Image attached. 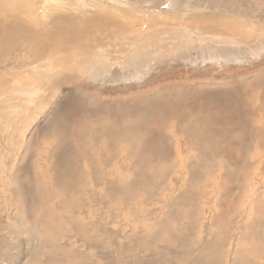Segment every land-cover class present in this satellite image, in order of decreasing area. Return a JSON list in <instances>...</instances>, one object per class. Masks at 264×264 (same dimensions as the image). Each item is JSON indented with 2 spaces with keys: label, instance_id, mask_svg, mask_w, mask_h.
<instances>
[{
  "label": "rangeland",
  "instance_id": "rangeland-1",
  "mask_svg": "<svg viewBox=\"0 0 264 264\" xmlns=\"http://www.w3.org/2000/svg\"><path fill=\"white\" fill-rule=\"evenodd\" d=\"M235 30L240 33L235 34ZM262 82L264 0H0V264H34V256L40 258L41 263H47L50 250L44 240L51 241L53 230L41 238L36 219L43 217L45 221L53 222L58 215L50 206L58 203L59 198L41 201L45 197L46 185H51L53 192L58 193L50 183V176H61L60 180L63 177V182H67L66 174L70 170L66 167L71 164L70 167H78L84 177V200L94 198L90 192L93 189L104 196L103 181L96 189L92 172L87 171L91 153L83 154L84 160L81 152L73 149L70 153L65 152L68 144L77 149L80 142L68 129L70 122L79 120L84 111H92L98 106L92 100L97 99L94 96L105 104L121 101L127 105L136 104L140 96L166 93L173 88L185 91L202 89L216 100L227 101L225 103L231 105L233 99L240 101L243 98V87L248 88L250 84L254 87ZM249 95L256 96L257 92ZM233 111L237 115L234 113L229 121L232 124L226 126L228 131L224 132L228 138L222 140L223 134L216 149L220 161L213 163L208 171L211 177L218 169L221 179L218 186L210 190L212 194L206 201V208L209 207L204 217L206 231L202 229L200 233L194 225L190 232L187 231L193 218L183 214L181 217L185 218L182 220L183 217L179 218L180 215L177 216L175 209L171 208L186 185L185 163L190 150H187L189 147L181 136L169 129L163 130L161 134L165 137L161 134L158 137L161 140L170 138L172 143L166 144L167 150L155 158L160 159L166 154L163 159L176 160L178 164L175 167L164 164L166 167H158L155 171L156 164L151 161L155 158L144 151L138 153V158L147 167V177L151 174L153 179L149 177L153 186L147 184L143 188L149 187L147 193L154 195V201L151 199L139 205V211L147 210L146 216H149L138 220L134 212H122L121 204L115 201V206L106 200L94 204L93 208L102 214L107 208H112L111 217L99 218L103 224L99 220L97 227L108 230L103 242L112 243L113 252L87 251L81 247L84 255L90 258L86 264H135L138 258V262L147 264L150 257L158 253L181 254L182 257L175 256L173 261L169 256L167 264L198 263V253L213 243L215 233L221 231L226 232L231 241L223 245L221 251L225 260L221 258L220 264H233L232 253L240 245L236 242L239 234L234 235L232 229L236 225L244 227L251 209H254L252 214L260 223L259 230L264 225V145L252 147L245 141L246 126H251L255 133L259 129L264 134V117L257 115L246 123L243 106ZM61 127L64 129L63 137H68L63 149L65 154L62 157L61 151L55 152L57 171L51 175L53 165L48 154L58 143L56 136L63 134L58 131ZM86 139L89 142V137ZM103 144L93 149H97L93 153L98 155L94 158L99 161L102 156L103 160H113L107 167L108 178H114L112 181L117 179L118 184H115L122 189L135 179L136 161L126 154H118L116 158V151L102 149ZM89 145L91 152L92 146ZM251 155L255 158L250 166L252 170L249 172L247 167L243 171L242 166L249 165L248 157ZM93 165L100 169L106 167L105 164ZM63 169L65 176L61 173ZM96 172L102 173L100 170ZM40 176L44 177L45 183H41ZM156 182L159 185L155 187ZM23 188L26 194L29 192V197L25 196ZM78 188L72 190L69 208L78 201L76 193L81 189ZM224 192L233 194L237 215L234 220L215 208L216 197ZM148 203L152 207H148ZM89 216L84 217L91 219ZM171 217H175L174 220ZM159 221L169 223L163 227L167 229L153 228ZM86 223H92V220L86 219ZM48 225L52 228L55 223ZM91 226H87V231H91V238L95 239ZM180 230V233L189 235L183 247L172 243L176 247L169 249L162 242L148 243L150 238L157 241ZM205 232L209 234V240H198V233L205 235ZM76 245L81 244L77 242ZM240 249L246 251L245 257L250 255L251 249L254 250L264 263V240L261 237L252 242H241ZM118 252L124 261H97L100 253L103 257L109 254L114 258ZM184 252H191L192 256L185 258ZM243 258L242 254L238 257L239 263ZM212 260V264H217ZM157 262L165 264L157 258L152 263Z\"/></svg>",
  "mask_w": 264,
  "mask_h": 264
},
{
  "label": "bare ground",
  "instance_id": "bare-ground-1",
  "mask_svg": "<svg viewBox=\"0 0 264 264\" xmlns=\"http://www.w3.org/2000/svg\"><path fill=\"white\" fill-rule=\"evenodd\" d=\"M236 32L237 33L235 34L240 33L238 31ZM243 88L245 90L243 98L240 99V101L239 100L236 101L235 99H233V102L231 105H228L227 103H225L227 101L221 102V101L216 100L215 97H212L213 95L207 92L204 93L202 89H199V90L188 89L187 91H185L182 88H173L172 90L171 89L167 90L166 93L160 92L161 94L155 93L153 94V96H140L141 98L138 97L139 100L138 102H136V104L130 103L127 105H124L123 102L121 101H119V103H107L106 102L105 104L104 102L101 101L100 98H98V96H94V97H97V99H92V100L97 102L95 104H97L98 106L92 111L90 110L84 111L83 114L79 115V117L81 118L79 120H73L72 122H70V125L68 127V129L72 133V137L75 136L76 140L79 139L81 143L78 141L79 143L76 145L77 149L72 148V146L68 144L67 146L69 147L68 149H65V152L70 153V151H72L73 149V151L75 150L77 153L81 152L80 153L81 155L83 154L86 155L87 153H91L92 158H90V160L87 158L88 159L87 160L88 164L86 166L88 168L87 171L92 172V179L94 180L95 185H97L96 189L99 188L98 186H99L100 181H103V186H104L103 190L105 191L104 192L105 194L102 193V195L104 194V196H100L99 190L93 189V190H90V192L92 193L91 196H93L96 200H94V198L93 199L87 198L88 200H84V197H83L84 192L82 189L85 183L83 180L84 177L81 173H79L78 167L77 169L70 167L71 164L68 165L69 167H66L67 170H70L67 172V174L65 173L66 171L63 172L65 168L61 171L63 175L66 174V180L68 179L67 181L68 183L66 181H65L66 183L63 182L65 180L63 179V177H62V180H60L61 176L59 178L57 177L51 178L50 176L49 177L50 183L54 184L58 193L55 191L53 192L51 185H46V190L44 193L45 197L42 198L41 201L43 199L45 201H47L48 199H51L54 201V200H57V198H59V200H57L58 203H55L54 206H50V208H52L53 210L54 208L56 209L55 214H58V215L55 216V219L53 222L45 221L43 217L41 218L38 217L36 219V221H39L37 231L41 238L43 237L44 234L49 235V232H52L51 230H53L51 241L44 240L45 246L47 245L48 249L50 250V254L48 256L49 262L48 260H46L47 263L45 262L41 263L40 258L34 256L35 253H33L34 254L33 256L35 257V258L32 257L33 263L34 264H86L87 259L90 260V258L84 255V252L81 250V247H83L84 250L85 248H87L88 249V250L86 249L87 251H90V249H93V250L96 249L99 251L102 250V251H108V252L109 250H111L113 252L112 250L113 246L111 245L112 243H109V241L103 242V237L106 236V234H108V230H105V228H102V227L100 228L97 227V223L100 220L99 218L104 219V216L106 218L111 217L112 208L111 207L107 208L106 211L104 212L105 214H102L100 211L99 213L97 209H94L93 206L96 203L101 204L105 200L110 203L111 202L113 203L115 201L114 203L117 202L121 204V206L119 204L118 205L120 206V209L122 212L123 211H125V213L127 211L134 212L135 214L134 216H137L139 218L138 220H141L140 217L145 219V216L148 214V212L147 210L139 211V208H140L139 205H141V203L143 202L145 203V201L147 203V201L151 199L153 200L154 195H152L151 192L147 193V189L149 187L147 189H144L143 186L147 184H152L153 186V183L149 179V177H151L152 179V175L149 174L150 176L147 177V170H146L147 167L143 165L144 161L138 158L139 157L138 153L139 152L142 153L144 151L148 153L149 155H151V157L153 158L157 157L158 153H164L167 150L164 146L166 144L171 145L172 141L170 138L166 139L167 137L161 140L158 136H160L163 130H167V129H169L170 131H173L176 135L181 136V138L184 139V141L187 143V146L189 147V149L187 150H190L189 158L187 159L185 163L186 165L185 169L187 173V179L185 181L186 185H185L183 192H181V196H178L179 197L178 200L175 199L173 207L171 208L175 209L177 216L180 215L179 218H182L183 216L181 217V215L183 214L185 216L189 215V217H191L190 219L193 218L192 219L193 222H191L187 226V231L190 232V228L193 225L195 226V228H198L197 230H199L200 233L202 232V229H205L206 231V228L204 227V217H205L206 211L209 210L208 209L209 207L206 208L207 207L206 201L209 195L212 194L210 190L211 189L213 190L215 186H218L219 179H221V176L218 175V172H219L218 169L216 170V173H212L211 177L208 175V171L212 168L213 163H217L220 161L218 159V157H220V154L218 150L216 151V149L221 144L219 141L223 137L224 132L228 131V129H226L225 127L232 124V122H229L231 117L234 115V113L237 115V112L233 111V109L239 110V107L241 106H243L246 109V112L244 114V116H246V121H245L246 123L250 122L251 119L255 118L257 115L264 117V83L262 82L259 84H255L254 87H253V84H250L248 88L247 87H243ZM255 89H258V90H255ZM250 92H252V94L257 92V95L256 96L249 95ZM249 107H251L250 108L251 110L249 109ZM235 118L237 119V117ZM245 129H246L245 141H247L248 145L250 144L252 147L253 145L254 146H257L259 144L264 145V134L260 132L259 129L256 131V133L254 130H252L251 126H246ZM58 131L60 133H63L64 129L61 127V129H58ZM64 135L65 134L63 133L60 135V137L56 136L58 139V143L53 145V148L50 149V153L48 154L49 158L52 161V165H53V168L51 169V175H53V173L57 171V168L54 164V161L57 157V154L55 152H57V150L59 152L61 151L62 157L65 154V152L63 153V149L66 147L68 137L67 136L63 137ZM224 135L225 136L222 138V140L224 138H228L226 134ZM86 136L89 137V142L87 141ZM162 136L165 137V135H162ZM172 140H175V139H172ZM102 143H104L103 144L104 146L102 149L112 150L113 152L116 151L117 153L116 158H118V154L119 156L121 154H126L130 156L131 159L136 161L137 170L134 174L135 179L130 181L129 184H125L126 186L122 189L116 186L115 183L118 182L117 179L112 181L114 178H112V180L108 178L107 167L112 163L113 160L111 161L110 160L107 161L105 159L103 160L101 156L102 154H100L101 156L100 158V157H97L98 156L97 154L93 153V151L97 150L101 146ZM51 144H53V141ZM88 144L92 146L91 152H89L88 150L89 148ZM241 145H244V144H241ZM157 147H160V148H157ZM94 148H97V149L93 150ZM104 150H102V152ZM176 150H179V149L176 148ZM105 154H106L105 155L106 157L107 153ZM85 155H83V157ZM95 155H97L96 156L97 158H100L99 161L97 159L95 160L94 158ZM164 156H167V155L165 154L163 155V157ZM163 157H160V159L155 158L151 160L153 161L152 163L153 165L156 164L153 170H155L158 167L160 169L161 167H166V166H163L164 164H171L170 165L171 168L175 167V165L178 164L177 162H175L176 160L173 162V160H165L166 158L163 159ZM206 157L208 159H206ZM69 158H70V155H69ZM84 160H85V157H84ZM248 160L250 163L248 166L246 164L245 165L243 164L242 166L243 171L247 167H248L247 170L250 168L253 161L255 160L254 155H251V157H248ZM61 162H62V159H61ZM64 163H65V160H64ZM75 163L78 164L77 162ZM93 164H98V166L99 164L100 165L105 164L106 167L104 168L102 167L103 169L102 168L100 169L98 167L95 168L97 165H93ZM82 166H83V163H82ZM63 167H65V165H63L62 168ZM86 167L84 169H86ZM58 168H61V167H58ZM97 170H100L102 173L100 174L96 172ZM251 170L252 169L250 168L249 172ZM110 176L112 177L113 175L111 174ZM163 177H164V174H163ZM40 180H41V183H45L43 181L44 180L43 176H40ZM87 180H89V178H87ZM119 182H121V180ZM158 185L159 183L156 182L155 187ZM239 185L241 186V182L239 183ZM88 186H89V183H88ZM74 187H79L77 190H79L80 188L81 189L79 191L75 190L78 192L76 193V198L78 199V201L75 205L69 208L70 206L68 204L73 198L71 197L72 196L71 193H72V190H74L73 189ZM141 188H142V191L140 190ZM139 190L141 191V193H139L140 192ZM229 191H232V189ZM23 192L25 193L26 197H29L28 195L29 192L27 191V194H26V190L24 188H23ZM232 197H233L232 193L224 192V194H221L220 196L216 197V201H215V204H216L215 208L222 210L223 213L226 212L230 220H234V218L237 216L234 202H232ZM136 198L139 200H137ZM73 201L75 200L73 199ZM112 203L111 205L115 206L114 203L113 204ZM148 205H147L148 207H152L150 206V203H148ZM171 205H172V201H171ZM44 206H45V203H44ZM88 209H91V210L88 212H85ZM152 211L153 210L151 209V211L149 212H152ZM253 211L254 209H251L250 211H248L249 220L245 222L244 227L241 228L238 225H236V227L232 229V233L234 235L239 234V236L237 237L238 240L236 242H238L240 245L238 249L236 248L234 251L232 250L233 251L232 254H234V257L232 260L233 264H264V263H261L259 256L255 253L254 250L251 249L249 251L250 255L248 257H245L246 251L244 249H240L241 242L242 243L249 242V241L252 242L254 239L256 240L257 237H261L264 240V225L262 227V230H259L260 223L257 222L256 216H253L252 214ZM46 212L49 213V211H46ZM141 212H144V213L140 214ZM43 214H44V211H43ZM130 214L133 215L132 213ZM85 215L87 216L90 215L89 217H91V219L84 217ZM148 216H146V218ZM184 218L185 217H183L182 220ZM86 219L92 220V223H89V224L86 223ZM51 223H55V226H53L52 228L48 225ZM90 224H92L93 226L92 230L94 231L95 239L91 238V234H90L91 231H89V233L87 231V228L89 227ZM36 225H37V222H36ZM167 225H169V223L159 221L157 222V224L153 225V228L161 227V229H167V228H163L164 226H167ZM168 230H166V232ZM181 231L182 230H180L177 233H174V235L172 234L169 235L168 238L160 237L157 239V241L155 240L152 241V238H150V241L148 243L151 244L152 242L153 243L162 242L169 249L176 247L172 243L179 245L180 247H183L185 245L184 242L187 241L186 238H188L189 235L184 234L185 232L180 233ZM189 232H186V233H189ZM204 234L205 235H200L198 233L197 239L200 241L201 240L208 241L210 238L209 234H207V232H205ZM228 236L229 235H227L226 232H222V231L215 233L213 243H210L209 246L205 247L201 252H199L198 256L196 257V260L198 263L192 261L193 262L192 264H212L211 263L212 259L214 261H217V264L222 263L221 258L223 257V255H222L221 250H223L222 249L223 245H225L224 244L225 242L229 243V241H231L230 239H228ZM40 237L39 239H41ZM74 239L77 242H79L81 245L79 246L76 245L77 242L74 241ZM64 240H66L67 242H64ZM40 241H43V240L41 239ZM141 244L143 243L141 242ZM100 254L98 255L99 259H97V261L102 260V262L104 263H106L105 261L112 262V260H115L116 262H120L122 260L124 261V258L120 256L121 253L119 252H118L117 257H114V258L109 254H107L106 257H103ZM241 254H242V257L244 258L243 260H241L243 262L239 263L238 257ZM169 256L171 257V261H173L172 258L182 257L181 254L174 255L172 253H168V254L158 253L156 255L151 256L150 257L151 260L147 262V264L149 263L154 264L152 262L156 258L157 260L160 259L163 263L167 264L169 260L168 259ZM183 256L187 258V257L192 256V253L184 252ZM138 259L136 260L135 264H144L140 261L138 262ZM170 263L172 264L173 262H170ZM155 264H162V263L157 262Z\"/></svg>",
  "mask_w": 264,
  "mask_h": 264
}]
</instances>
